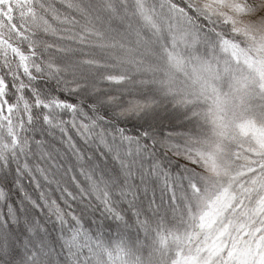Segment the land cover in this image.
<instances>
[{
    "label": "snow or ice",
    "instance_id": "6c2138e0",
    "mask_svg": "<svg viewBox=\"0 0 264 264\" xmlns=\"http://www.w3.org/2000/svg\"><path fill=\"white\" fill-rule=\"evenodd\" d=\"M0 264H264V0H0Z\"/></svg>",
    "mask_w": 264,
    "mask_h": 264
}]
</instances>
